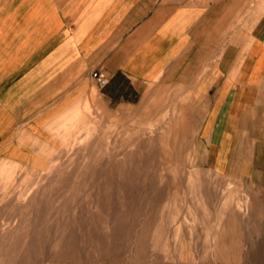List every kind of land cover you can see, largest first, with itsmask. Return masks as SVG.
I'll return each instance as SVG.
<instances>
[{"label": "rangeland", "instance_id": "obj_1", "mask_svg": "<svg viewBox=\"0 0 264 264\" xmlns=\"http://www.w3.org/2000/svg\"><path fill=\"white\" fill-rule=\"evenodd\" d=\"M188 99L111 110L93 90L37 149L0 152V264H264V174L217 170Z\"/></svg>", "mask_w": 264, "mask_h": 264}, {"label": "crops", "instance_id": "obj_2", "mask_svg": "<svg viewBox=\"0 0 264 264\" xmlns=\"http://www.w3.org/2000/svg\"><path fill=\"white\" fill-rule=\"evenodd\" d=\"M253 5L264 1L0 0V152L37 149L93 90L120 110L174 86L217 170L264 174V11L248 20Z\"/></svg>", "mask_w": 264, "mask_h": 264}, {"label": "built area", "instance_id": "obj_3", "mask_svg": "<svg viewBox=\"0 0 264 264\" xmlns=\"http://www.w3.org/2000/svg\"><path fill=\"white\" fill-rule=\"evenodd\" d=\"M93 76L100 86L104 87L107 84L108 80L104 73L101 72L94 73Z\"/></svg>", "mask_w": 264, "mask_h": 264}]
</instances>
